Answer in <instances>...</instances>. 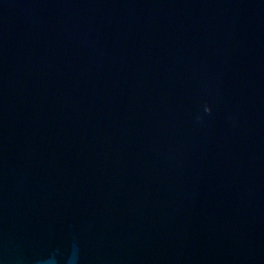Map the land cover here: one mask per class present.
Segmentation results:
<instances>
[{
	"label": "water",
	"instance_id": "water-1",
	"mask_svg": "<svg viewBox=\"0 0 264 264\" xmlns=\"http://www.w3.org/2000/svg\"><path fill=\"white\" fill-rule=\"evenodd\" d=\"M0 264H264V0H0Z\"/></svg>",
	"mask_w": 264,
	"mask_h": 264
},
{
	"label": "clouds",
	"instance_id": "clouds-1",
	"mask_svg": "<svg viewBox=\"0 0 264 264\" xmlns=\"http://www.w3.org/2000/svg\"><path fill=\"white\" fill-rule=\"evenodd\" d=\"M206 111H209V112H210V111H211V109H210V108H209V109H206Z\"/></svg>",
	"mask_w": 264,
	"mask_h": 264
}]
</instances>
